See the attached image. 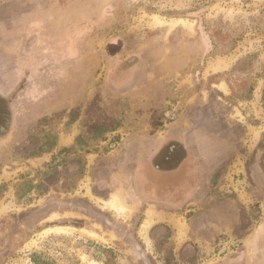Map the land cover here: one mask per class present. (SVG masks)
<instances>
[{
    "label": "rangeland",
    "instance_id": "374dc122",
    "mask_svg": "<svg viewBox=\"0 0 264 264\" xmlns=\"http://www.w3.org/2000/svg\"><path fill=\"white\" fill-rule=\"evenodd\" d=\"M0 88V264H264V0H0ZM121 137L167 139L148 178L175 187L134 161L110 212Z\"/></svg>",
    "mask_w": 264,
    "mask_h": 264
},
{
    "label": "crops",
    "instance_id": "0c3cea01",
    "mask_svg": "<svg viewBox=\"0 0 264 264\" xmlns=\"http://www.w3.org/2000/svg\"><path fill=\"white\" fill-rule=\"evenodd\" d=\"M42 89H44V91L47 92L46 91L47 88H45L43 84H42V87L38 85L31 87L30 82L24 89V93L26 96L37 97L40 99L39 105H37V107L33 111L29 112L31 113V115L32 113L42 112L44 111V108L49 106V102H48L49 100L47 101L45 98L46 96L42 92L41 93L39 92ZM9 96H10V93L8 90H3L0 88V97L8 99V102L6 101L3 103L4 109H5V114H3L5 116H3V120L0 114V130L2 131L5 130L6 126L8 127V123L10 119L14 121V117H15V106H14L15 103L9 100ZM6 113H8V115ZM3 121L4 123H1ZM119 132H121V129H118L112 133L117 134ZM5 134H6L5 136L4 135L2 136L3 138L8 135V132H6ZM67 136L68 135L59 136L57 139V143H55V146L54 148H52V150L42 152L38 156H34V157L31 156L30 158H27V161L33 164H41L42 162L44 165L48 164L55 156L58 155V153H60L61 150L65 148H69L70 146H72V144H74V142L73 143L70 142V139ZM108 140L104 139L102 141V144H107ZM130 140L131 138L129 137L127 138L121 137V143H119V148L110 150L109 152H107V154H105V158H108V156H115L114 157L115 161L111 162V164L109 163L106 164L105 169L103 171L105 173L104 181L99 179L97 181V186H96V183L93 180L91 184L94 188L89 187V190L92 193V195H94L93 189H96V188L105 189L104 192L106 196L101 197L95 194L94 198L102 201L103 208L110 212L113 210H125L126 208V204L129 198L127 195L130 194V190L128 189V182L131 178V173L129 172V169H131L130 167L132 166V164L130 163L134 161L138 166V169L136 170V172L138 171L137 176L141 184L148 186L152 182L154 190L164 188V191H162L164 195L165 194L169 195L168 193H171L169 191V188L175 187L174 184L170 186V184H166V183L163 184L162 182L159 183L155 181L154 180L155 178L154 179L148 178V171L153 172L154 170L156 172H163V169H161L162 168L161 166L154 165V160L157 158L158 152L162 148L160 146L161 145L163 146L164 142H166L167 139H165V141H163L161 145L156 143L155 140L148 139V143L146 144L143 143L144 145L142 146L137 145L131 150L129 149V146L132 144V141ZM97 157H98V154L95 150L92 152L88 151L85 156L87 160L86 168L90 166L92 162L94 163ZM188 158L189 157L184 158L181 161L180 165L186 164V162H188ZM30 166H33V165L30 164ZM165 172H168V173L172 172L171 174H168V178L171 177V180L175 179V177L177 176L176 170L172 168L171 170L169 169V170H166ZM84 176L85 175L83 174L81 176V179L84 178ZM162 179L164 180V178ZM154 182L158 185L157 189H155ZM195 188H197V186Z\"/></svg>",
    "mask_w": 264,
    "mask_h": 264
},
{
    "label": "flooded vegetation",
    "instance_id": "af4514ba",
    "mask_svg": "<svg viewBox=\"0 0 264 264\" xmlns=\"http://www.w3.org/2000/svg\"><path fill=\"white\" fill-rule=\"evenodd\" d=\"M1 131H2V130H1ZM1 131H0V132H1ZM0 135H1V133H0ZM0 137H2V135H1Z\"/></svg>",
    "mask_w": 264,
    "mask_h": 264
}]
</instances>
